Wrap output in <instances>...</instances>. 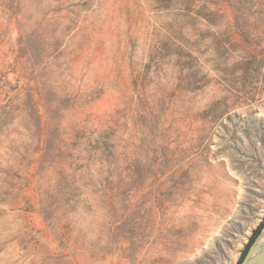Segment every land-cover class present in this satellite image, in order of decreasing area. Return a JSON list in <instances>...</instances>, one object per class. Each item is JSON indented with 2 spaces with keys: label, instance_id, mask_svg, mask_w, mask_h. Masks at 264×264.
<instances>
[{
  "label": "rangeland",
  "instance_id": "374dc122",
  "mask_svg": "<svg viewBox=\"0 0 264 264\" xmlns=\"http://www.w3.org/2000/svg\"><path fill=\"white\" fill-rule=\"evenodd\" d=\"M60 103L109 204L41 209ZM263 217L264 0H0V264H237Z\"/></svg>",
  "mask_w": 264,
  "mask_h": 264
},
{
  "label": "trees",
  "instance_id": "16d2710c",
  "mask_svg": "<svg viewBox=\"0 0 264 264\" xmlns=\"http://www.w3.org/2000/svg\"><path fill=\"white\" fill-rule=\"evenodd\" d=\"M55 85L57 95L63 93L58 81H49ZM58 112L62 115L58 120L56 133L53 134L51 147L54 149L52 154V168L56 170L55 179L51 196H44L41 201V209L51 211L53 214L58 212L63 202L73 209L80 203L86 204L92 196L99 197L103 202L109 204V194L114 189L113 178L118 171L116 161V151L112 136L106 130L86 129L81 125H74L65 128L64 116L66 112L63 104H59ZM111 132V131H110ZM84 196L82 200H75ZM74 197V199H73ZM52 222L50 220H46ZM53 222L55 218H53ZM264 229V217L260 224L252 231L251 236L241 253L237 262L239 264L249 249L253 241L259 237ZM60 237H63L61 232Z\"/></svg>",
  "mask_w": 264,
  "mask_h": 264
},
{
  "label": "water",
  "instance_id": "95a60500",
  "mask_svg": "<svg viewBox=\"0 0 264 264\" xmlns=\"http://www.w3.org/2000/svg\"><path fill=\"white\" fill-rule=\"evenodd\" d=\"M239 264H264V239L257 237Z\"/></svg>",
  "mask_w": 264,
  "mask_h": 264
},
{
  "label": "bare ground",
  "instance_id": "6f19581e",
  "mask_svg": "<svg viewBox=\"0 0 264 264\" xmlns=\"http://www.w3.org/2000/svg\"><path fill=\"white\" fill-rule=\"evenodd\" d=\"M232 206H233V201H232V199H229V207L226 209V211H229V213H230Z\"/></svg>",
  "mask_w": 264,
  "mask_h": 264
}]
</instances>
